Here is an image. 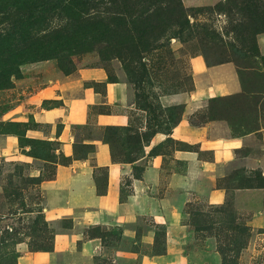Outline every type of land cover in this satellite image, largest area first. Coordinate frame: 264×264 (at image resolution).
I'll list each match as a JSON object with an SVG mask.
<instances>
[{"label":"rangeland","instance_id":"374dc122","mask_svg":"<svg viewBox=\"0 0 264 264\" xmlns=\"http://www.w3.org/2000/svg\"><path fill=\"white\" fill-rule=\"evenodd\" d=\"M181 1L194 9L193 33L166 38L165 47L146 55L152 82L143 90L122 60L97 51L75 56L71 74L56 60L26 63L22 75L0 89V264H23L27 255L57 246L55 264H264V33L257 39L261 55L214 62L224 50L232 56V18L204 10L222 0ZM194 57L207 67L233 63L241 90L192 100L183 95L182 118L189 112L187 120L199 128L190 143L174 137L179 123L164 124L145 143L151 151L139 164L149 166L159 154L157 167L138 186L125 177L114 208L85 209L81 223L47 221L41 184L54 179L57 166L79 171L92 165L98 192L106 193L107 170L98 166L95 150L96 141L106 143L99 113L128 116L130 125L147 131L152 114L139 108L137 95L146 94L151 104L159 94L163 105L164 96L205 88L209 79L196 74ZM111 81L118 100L109 104ZM86 93L96 98L85 106ZM124 135L111 136L116 153ZM112 154L113 144L112 161L129 163ZM89 237L99 239L98 248L85 252L82 241Z\"/></svg>","mask_w":264,"mask_h":264},{"label":"trees","instance_id":"16d2710c","mask_svg":"<svg viewBox=\"0 0 264 264\" xmlns=\"http://www.w3.org/2000/svg\"><path fill=\"white\" fill-rule=\"evenodd\" d=\"M192 10L181 0H0V89L20 77L26 63L56 60L66 74H71L76 69L75 56L97 51L103 59L122 60L129 77L143 90L146 81L152 82L146 55L165 47L166 38H184L186 32L193 33ZM204 10L231 17L230 30L237 33L238 43L229 44L232 56L224 50V56H216L214 62L237 61L249 52L261 55L257 39L264 33L262 0H222ZM205 36H209L207 32ZM206 60L212 62V58ZM137 97L139 108L152 114L147 131L129 123L107 125L105 133L111 152L113 144L112 156L120 159L118 156L123 154L129 163L143 156L145 143L164 124L175 126L182 118V107L163 106L159 94L151 104L146 94ZM120 131L125 134V143L116 153V139L111 136ZM144 169L135 166V177L141 178Z\"/></svg>","mask_w":264,"mask_h":264},{"label":"crops","instance_id":"0c3cea01","mask_svg":"<svg viewBox=\"0 0 264 264\" xmlns=\"http://www.w3.org/2000/svg\"><path fill=\"white\" fill-rule=\"evenodd\" d=\"M194 59L196 60L193 61L196 68V74H206L209 79V85H207L203 89H198L197 92H193L190 95L179 94L176 96H164L161 99L163 100V105L165 107L177 104L181 105L180 103L185 104L186 102L181 99L183 95L186 96L187 99L192 100L200 93H203L207 98H212L219 95L237 93L241 90L242 85L240 80L238 79V75L236 72L237 69H235V65L233 63L229 62L207 67L204 62L205 60L202 61L199 57H194ZM113 84L114 82H108L106 95L107 99H105V103L108 102L110 104V102L118 100V91L115 93ZM95 96V94L93 95L92 93H86V97L84 99L86 103L82 101L81 104L86 106L90 103H94L95 99L93 98ZM184 112L185 113H183V118L174 131V137L179 141L190 143L192 141V138L196 136L195 129L199 128H197L198 126H194L189 123V121L187 120L189 118L187 116L189 115V112ZM99 121L105 126H125L130 123V119L128 118V116L102 112L99 113ZM68 123L71 122L66 121L65 128L70 125ZM61 137L63 138V135ZM64 141L66 145H68V140L64 139ZM146 147L147 149L145 150L144 156H142L136 162L119 163L112 161L111 148L109 144L103 143L101 141L95 142L98 166L106 167L107 170V190L105 194H101L100 192H98L99 187L97 186V181L93 176L94 167L92 165L86 164L85 166H82L81 170L79 171H75L71 167L57 166L54 179L43 182L41 184V191L42 196L44 197L45 204L44 212L45 216L47 217L46 220L48 219L49 221L52 220L54 222L61 220L66 222L71 218L72 221L81 223L80 220L86 218L85 209L89 210L91 207L100 206L102 208H106L109 211L110 208H114L115 202L117 203L118 198L117 190L121 187V181L125 177H129L132 180L131 183L133 185H139L140 178H135L134 167L139 166L141 161L145 160L147 155L150 153L151 148L148 149V147L150 146ZM159 157L160 155L158 154L154 158L152 164L145 167L142 178H146L149 173L152 174V169L157 167V163L160 159ZM109 204H111V206ZM78 209L83 210V215L79 213V216H77ZM83 223H86L85 220H83ZM88 223L89 222H87L86 224ZM90 224L91 223H89V225ZM57 238L58 237H56V239ZM76 238H78V235L76 233H70V242H76ZM98 240L99 239L96 237L85 238L82 241V250H84L85 252L94 251L92 247H94V249L98 248ZM89 248H91L90 251ZM58 250H61V248H58L57 246L52 251L33 252L25 257L23 264H55V261L60 259V255L57 253L61 252H58ZM19 264H22V261Z\"/></svg>","mask_w":264,"mask_h":264}]
</instances>
